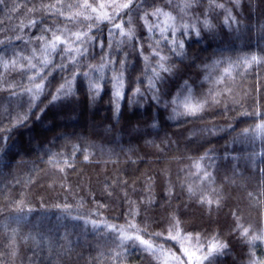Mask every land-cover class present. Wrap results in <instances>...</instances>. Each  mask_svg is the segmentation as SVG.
<instances>
[{"label":"trees","instance_id":"1","mask_svg":"<svg viewBox=\"0 0 264 264\" xmlns=\"http://www.w3.org/2000/svg\"><path fill=\"white\" fill-rule=\"evenodd\" d=\"M56 2L5 0L0 5V39L12 38L10 45L0 46L4 59L17 52L29 55L31 48L36 47L35 37L41 35L45 26H67L72 32L82 30L84 25L79 22L68 23L64 17L43 10L27 11ZM89 3L95 6L110 4L112 0ZM184 3L185 0H171V4L168 0H143L139 12L132 13L133 27L145 56L151 51L149 45L155 47L154 39H159V34L148 39L149 33L140 19L144 11L151 13L159 7L175 16L177 25L194 23L201 29L200 37L191 32L188 36L177 34L185 41L186 55L182 59L171 58L173 74L166 77L162 86L163 100H170L184 81L191 85L193 103L208 98L210 89H231L230 93L219 96V104L209 102L200 118L169 119L171 107L158 108L150 99L140 102L143 107L129 105L131 90L145 89L147 82L143 79L141 56L135 49L126 48L133 67L125 73V100L117 120L110 104V86L92 102L77 80L78 100L49 106L41 120L33 117L29 127L14 130L3 145L0 264H189L185 249L196 250L197 235L202 242L217 237L228 244L230 251L219 256L216 264H248L249 248L234 229L240 224L249 228L250 234L264 231V139L251 140L240 134L264 121V66L248 70L241 65L233 68L223 84L214 82L230 62L253 53L264 55V0H239L238 7L235 0H196L193 8L186 10ZM213 3L224 4V9L211 8ZM227 10H231L237 23H224ZM205 19L215 26L213 30L203 29L200 22ZM30 20L41 23L28 27ZM149 20L163 26V17ZM22 24L25 27L20 28ZM101 27L106 33L107 26ZM16 36L23 40L14 39ZM25 41L30 43L26 45ZM104 43L106 46L107 39ZM161 47L163 54H169L165 45ZM101 54L97 49L96 58H89V62L98 63ZM120 58L117 56V60ZM0 80L18 85V93L22 87L30 86L22 75L5 72L2 67ZM50 81L52 92L62 82L59 73H53ZM4 87L6 84H0V89ZM50 98L41 97L39 107L48 104ZM28 99L27 95L11 96L9 91L0 90V127L10 125V115L24 112ZM256 111L262 115H241ZM157 115L160 123L153 128L150 125ZM229 124L234 130L220 132ZM208 129L215 130L217 135H210ZM208 149H214L210 153L212 159L202 163L212 174V180L203 181L202 173L198 178L194 162ZM85 154H91L88 161L83 158ZM65 160L72 167H67ZM189 186L194 189V196L189 194ZM201 197L218 199L219 206L210 209L199 202ZM21 201L22 211L18 210ZM101 204L104 207L98 209ZM65 205L70 206L67 212ZM130 208L138 213L135 217L127 215ZM89 215L120 225L131 221L149 233L162 234L152 240L160 248L159 259L137 252L116 258L120 249L108 234L74 219H87ZM177 221L178 227H174ZM170 236L178 238L172 240ZM144 239L149 237L145 235ZM255 252L264 257V245Z\"/></svg>","mask_w":264,"mask_h":264},{"label":"snow or ice","instance_id":"2","mask_svg":"<svg viewBox=\"0 0 264 264\" xmlns=\"http://www.w3.org/2000/svg\"><path fill=\"white\" fill-rule=\"evenodd\" d=\"M5 0H0V5H3ZM143 0H127L126 3H117L112 0L110 4H96L89 3V0H83V3H62L57 0L52 4H41L40 8L33 7L27 11H45L47 14L53 16L64 17L68 23L79 22L84 27L82 30L76 32L70 31L67 26L60 28L57 25L51 27H43L41 35L35 37L36 47L31 48L30 54L25 56L21 52L14 53V56L9 59L3 58V53L0 52V67L5 72H16L24 77L30 86L22 87L18 93L16 91V84L7 83L6 80H0V84H6V87L0 90L9 91L11 96L27 95L28 107L24 112H17L15 117L10 118V125L8 127H0V153L4 152V147L10 139L11 133L14 130L24 129L29 127V121L35 117V120H41L42 115L46 112L49 106L55 107L64 102H71L78 100L77 80L85 87L87 96L90 101L95 102L101 98L105 87L110 86L111 97L110 104L112 105L113 118L118 120L121 114V104L125 100L126 88V75L132 67L133 63L129 60L130 51L125 49H135L141 56L144 62V76L146 79V88L140 87L131 90V95L128 97L127 103L129 105H137L143 107L140 103L142 100L147 101L150 99L158 108L167 110L171 107L172 115L169 119H176L178 117H194L200 118L201 114L206 110V106L211 103H220L218 98L221 95L230 93L231 89H224L223 92H215L209 90L208 98L202 101L192 102V89L188 81H184L181 89L171 97L170 100H163L162 91L163 84L166 77L173 74V65L171 58H184L185 41L178 38V33L183 36L191 34L200 37L201 29L196 24L182 23L177 25L176 17L170 12L163 11L162 8H155L151 13L144 11L140 16L143 21V26L149 33L148 39H154L153 34L158 33L159 39H154L155 47L149 45L151 51L149 55L143 54V45L140 44V37L137 35L136 28L133 27L132 13L139 12L142 7ZM196 0H185L183 9L193 8ZM171 4V0H168ZM235 4L239 6V0H235ZM211 8L224 9V4L210 5ZM69 11L66 13L64 9ZM111 9V12L108 9ZM72 9H77L72 11ZM15 10V9H13ZM228 14L225 16L224 23L230 26L231 23H237L236 18L232 15L231 10H227ZM127 16V19L124 17ZM149 17L161 18L163 17L162 24L152 23ZM41 21L30 20L28 27H36ZM204 30L211 31L214 29L207 19L200 22ZM101 25L107 26L105 33ZM127 25V27H125ZM20 28L25 25H20ZM95 32L96 35L92 33ZM59 33V34H57ZM169 33L171 39H169ZM50 34V35H48ZM14 39L23 40L22 36H16ZM107 39L105 46L104 40ZM12 38L0 39V46L10 45ZM30 41H25L27 45ZM137 45H139L137 47ZM161 45H165L169 54H163L164 49ZM99 49L102 53L98 63H90L89 58H96V50ZM117 56L121 58L117 60ZM154 61V63H153ZM219 64L220 61H215ZM241 65L245 69H252L253 66H264V55H257L255 53L241 57L238 62H230L223 70V74L214 83L221 85L224 83L225 78L229 77L233 68H239ZM207 67V66H206ZM53 73H59L61 83L56 87L55 91H50V77ZM138 81L141 78H137ZM207 79V77H205ZM39 81V82H37ZM50 95L48 104L44 107H39L42 102L41 97ZM39 109L37 112L36 109ZM242 116H260L262 113L256 112H243ZM2 123V120H0ZM158 115L153 117V122L150 125L153 128L159 126ZM229 130H234L233 125L229 124L226 128H221L220 132L227 133ZM208 133L212 136L217 135L213 129H208ZM8 133V135H5ZM247 139L254 140L256 138L264 139V121L256 124L254 127L245 128L240 134ZM79 151V147L76 148ZM214 149H208L200 156L195 162L196 173H202L203 181H211L212 174L208 172L202 163L203 161L210 160L212 157L210 153ZM91 154H85L84 160L88 161ZM255 155V154H254ZM67 167H72L67 160L64 161ZM61 172L64 168L59 169ZM264 172V169H261ZM188 192L190 195H195L194 189L189 186ZM171 195V192L168 193ZM151 203L152 201H148ZM199 202L202 205H207L210 209L219 206V200H213L208 197H201ZM131 204V202H130ZM23 201L18 205V210L22 211ZM59 207V206H58ZM104 205H99L103 208ZM70 206L65 205L64 211H69ZM97 209V213H98ZM131 208L127 215L135 217L137 215ZM102 215V214H101ZM235 215V214H234ZM22 219V217H20ZM74 219L83 220L85 224H90L94 231H102L110 236L120 249L115 253L116 258L137 253H147L159 259L157 253L160 251L158 246H154L152 240L160 237V233H149L147 229H141L131 221L126 225L110 223L106 218L94 219L91 215L86 219L83 216L74 217ZM178 221L174 227H178ZM240 239L249 248V262L248 264H264V257H258L255 249L264 245V231L258 234H250L249 228H243L242 225L237 224L236 229ZM143 233V235L141 234ZM147 235L149 239H144ZM172 240H177L178 236H170ZM197 247L195 251L189 252L185 249L189 264H216L219 256L226 255L230 249L226 242L220 241L217 237L210 240L201 241L199 235L195 237ZM199 253V254H198Z\"/></svg>","mask_w":264,"mask_h":264}]
</instances>
